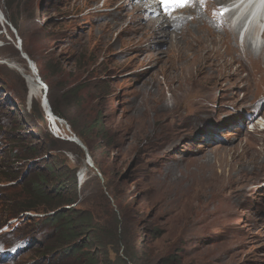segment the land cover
Returning a JSON list of instances; mask_svg holds the SVG:
<instances>
[{"label": "rangeland", "instance_id": "1", "mask_svg": "<svg viewBox=\"0 0 264 264\" xmlns=\"http://www.w3.org/2000/svg\"><path fill=\"white\" fill-rule=\"evenodd\" d=\"M128 2L0 0V177L16 178L0 184V264H264L263 77L241 62L247 52L236 33L235 60L200 45L201 35H219L205 29V15L201 28L189 20L147 35ZM25 46L54 71L53 98L72 88L77 129L63 116L49 121L36 66L43 92L28 99L24 75L11 67L30 72ZM37 106L45 124L37 114L28 122ZM38 129L52 150L42 153ZM12 140L32 147L10 153ZM53 162L68 177L75 170V195L69 184L53 193ZM39 182L46 199L18 208ZM71 213L94 223L106 217L102 229L81 228L80 241L60 240L51 223ZM85 237L88 256L60 254L82 251Z\"/></svg>", "mask_w": 264, "mask_h": 264}, {"label": "bare ground", "instance_id": "2", "mask_svg": "<svg viewBox=\"0 0 264 264\" xmlns=\"http://www.w3.org/2000/svg\"><path fill=\"white\" fill-rule=\"evenodd\" d=\"M123 1L125 4L126 0H123ZM129 1L130 2L126 3V6L132 8L133 12L135 13L134 17L138 16L140 22L144 23L147 35L149 33L150 35H153L155 32H160L162 30H169V31L171 30L174 32L180 25L182 24L187 25L189 20L194 21V22H191L192 24L198 23L200 20V24H198L196 27L201 28L202 22L204 20H207L206 18H204V15H205L207 18L210 19V21L207 20L205 29L206 30L211 29L213 30V32L219 35L215 37L213 34H210V33H207V35L205 34V36L204 34L201 35L200 45H204L205 43L218 45L217 50H220L218 56L221 59H224L226 57H231L235 60L236 58L241 57L240 54H236L234 52L237 49H235V47H232L231 45L232 36L233 37L235 36L236 29H233V31L231 32V35H228L229 33L227 34V31L222 26V21H221L222 19L217 17L215 13L219 11L222 12L223 13L222 16L227 17L228 23H230V16L237 14L241 9H243V5L245 2L244 0H203V3H201V0H193V2L188 6H185V7L171 6L167 10L160 3V0H129ZM258 1L259 0H253L254 3H257ZM124 4L121 7H124ZM146 9H149L150 11H147ZM0 14L2 15L1 12ZM242 21H243V16L240 15L239 23ZM130 22L131 24H133L136 21L130 20ZM163 34L169 36L171 33L167 31H163ZM223 39L224 41H222ZM245 48H246L245 52L247 53L244 54L245 59H241V62L244 63L245 66H247L246 68L250 71V73L257 74L260 78L263 77V80H264V48L258 51V52H261L260 58L262 61V65H261L259 57L255 58L254 60H251L249 58L248 53L253 52V50L246 43H245ZM21 58L25 60L23 56H21ZM29 65H28V68L30 69L29 73H25V71L22 70L19 65L13 64L11 65V67L17 70L18 73L21 74L22 76L24 75L25 81L29 88L28 99L30 100V99L35 98V96H37L38 93L43 92L42 87H44V85L40 81V79L37 78L34 74L35 73L34 71H36L35 65L32 62ZM45 99H46V91L43 94L42 102ZM47 104H48V101H47ZM43 108L46 113V116H49L47 114V108L45 106H43ZM50 111H51V108H50ZM49 117L50 119L48 117L47 118L52 124H54V126H55V121L57 123L61 122L60 121L61 119L55 117L53 113ZM70 141L75 143L76 145H83L85 147V145L81 142V140H79L76 136H73V137L71 136ZM83 150L88 152L86 147ZM87 159H89L88 154H87ZM8 184L10 185V183Z\"/></svg>", "mask_w": 264, "mask_h": 264}, {"label": "trees", "instance_id": "3", "mask_svg": "<svg viewBox=\"0 0 264 264\" xmlns=\"http://www.w3.org/2000/svg\"><path fill=\"white\" fill-rule=\"evenodd\" d=\"M8 19L10 20V17ZM11 24L14 26V28L17 29V25L15 23L11 22ZM0 30H1V27H0ZM23 46H24V44H23ZM27 49H28L27 47L24 49L25 53L28 55V57L31 60H33L36 63L35 66L38 68V73L40 75V78L47 85V91L48 92H46V99L48 101V104L51 108L52 113L58 117H62V116H63L62 118L65 117L68 120V124H69L70 128L77 129L75 121H76V119H79L80 111L76 110L75 107H69L70 103H72V102L75 103L77 101L74 97V94L71 92L72 88H70L67 92L60 93L59 96H57L56 98H53V95L51 93L54 92V88L51 85L47 84V82L49 80H52L51 76H52V73H54V71L49 72L50 68H46V67L42 69V67L40 66L41 62H38V60ZM44 66H45V64H44ZM52 69H53V67H52ZM55 89H56V84H55ZM68 98H69V103H68ZM61 100H62V102H67L68 106H66V107L62 106L60 104ZM34 105H35V103H34ZM36 114L43 119V122L45 124L44 117H43L44 115H43V112L39 106H37V108H34L33 113L31 114V119L30 120L28 119V122L29 123L32 122L33 117ZM28 118H29V116H28ZM83 126H84V128H86V126L84 124H83ZM78 132L83 134L79 130H78ZM84 133H85V131H84ZM36 134L38 135L39 139L44 140V142H46V146H45L44 150L42 151V153L44 151L52 150L54 148V140L50 137V135L46 132L45 129H42V131H41V129H38V131H36ZM83 135H85V134H83ZM78 138L80 140L82 139L79 136H78ZM82 140L85 141L84 139H82ZM12 142L14 143V146L12 147L10 153H12V150H16L15 153L19 154L20 156H24V153L26 154L27 148L32 147V145H26L25 142L22 140H12ZM85 143H86V141H85ZM86 145L89 147V145L87 143H86ZM35 151H37V150H35V148H34V152ZM90 157H91V155H90ZM47 173H48V175H51L58 180L57 182H55L54 191H53V193L56 196L60 195V192H63V189H65L67 184L71 185V187L73 188L72 191L74 192L73 195H75V189H76L75 170L71 169V174L68 177L66 175V172L58 171L55 162H53L52 167L51 168L49 167L47 169ZM4 174H3V176L0 177V183H15L16 182L15 181L16 178H13L12 175H5L4 176ZM38 184H32V186H30V188H29L30 197L24 199L22 201L23 203L18 205V208H22V207H25L27 205H29V207H37V206H39L40 200L46 199L44 192H43L44 188L41 186L43 183L39 182ZM38 194H39V196H38ZM72 214H74V213H71L70 215H61V216H59L58 220H54L51 223L52 225L56 224L55 229L59 230L58 236H59L60 240H72V239L75 240L76 239V240L80 241L79 237H82V235H86V234L81 233V231H83V230H81V228H86V230H93V228L99 227L97 229H102L100 227L103 226L104 218L106 217V215H105V217L101 221H98V223H94L92 217H90V218H92V219H90L89 216L79 214L78 217L72 218V216H71ZM93 225H95V227H93ZM73 227H77L80 229H78L76 231V230H74ZM91 244H92L91 240H89V243H87L86 237H85V240L82 242V245H83L82 251H80L81 249L78 246H73L71 249H69L71 251L68 254H63V253H60V254L64 255V256L70 255V257L74 258V259H78L80 257H85V256H88L89 246ZM52 249L53 248H51V250ZM60 251L62 252V251H66V250H60ZM91 258L93 259V256H91ZM86 261H87V264H93L91 262V260H89V259H87Z\"/></svg>", "mask_w": 264, "mask_h": 264}, {"label": "snow or ice", "instance_id": "4", "mask_svg": "<svg viewBox=\"0 0 264 264\" xmlns=\"http://www.w3.org/2000/svg\"><path fill=\"white\" fill-rule=\"evenodd\" d=\"M193 0H160V3L165 7V9H169L171 6L175 7H185L190 5ZM203 3V0H201ZM261 3H264V0H261Z\"/></svg>", "mask_w": 264, "mask_h": 264}, {"label": "water", "instance_id": "5", "mask_svg": "<svg viewBox=\"0 0 264 264\" xmlns=\"http://www.w3.org/2000/svg\"><path fill=\"white\" fill-rule=\"evenodd\" d=\"M0 18H1V19H4L3 16H2L1 14H0ZM6 25L9 26V27L11 28V25H8L7 23H6ZM11 29L13 30V28H11ZM13 31H14V30H13ZM21 56H23V58H25L26 63H28V65L31 64V62L29 61V59H28V57H27V55H26L25 53H21ZM29 67H30V65H29ZM42 105L45 106V107L47 108V114L50 116L52 113H51V111H50V108H49V105L47 104V100H46V99L42 102ZM79 146H80L81 148L85 149V147H84L83 145H79Z\"/></svg>", "mask_w": 264, "mask_h": 264}, {"label": "clouds", "instance_id": "6", "mask_svg": "<svg viewBox=\"0 0 264 264\" xmlns=\"http://www.w3.org/2000/svg\"><path fill=\"white\" fill-rule=\"evenodd\" d=\"M241 15V14H240ZM230 23H231V21H230ZM230 23H228V25L230 26ZM241 23V22H240ZM236 24H239V17L237 18V20H236ZM233 29V28H232ZM236 33V32H235ZM237 37V36H236ZM238 39V38H237ZM239 40V39H238ZM248 44V43H247ZM249 45V44H248ZM41 183V182H40ZM1 185H3V184H8V183H0ZM17 251V250H16Z\"/></svg>", "mask_w": 264, "mask_h": 264}]
</instances>
